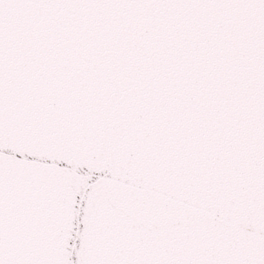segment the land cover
<instances>
[{
  "label": "snow or ice",
  "instance_id": "obj_1",
  "mask_svg": "<svg viewBox=\"0 0 264 264\" xmlns=\"http://www.w3.org/2000/svg\"><path fill=\"white\" fill-rule=\"evenodd\" d=\"M0 264H264V0H0Z\"/></svg>",
  "mask_w": 264,
  "mask_h": 264
}]
</instances>
